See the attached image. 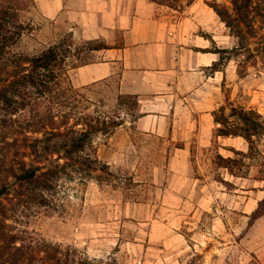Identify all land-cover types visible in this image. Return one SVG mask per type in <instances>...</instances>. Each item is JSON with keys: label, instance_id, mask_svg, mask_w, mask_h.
<instances>
[{"label": "rangeland", "instance_id": "rangeland-1", "mask_svg": "<svg viewBox=\"0 0 264 264\" xmlns=\"http://www.w3.org/2000/svg\"><path fill=\"white\" fill-rule=\"evenodd\" d=\"M153 1L171 10L174 23L193 2L213 10L214 1L231 6L230 0ZM20 15L28 28L0 55V89L24 68L6 59L32 56L57 37L63 44L58 52L72 56L63 69L89 60L81 55L88 40L39 15L31 1ZM212 32L208 28L204 35ZM228 34L226 26L219 40L230 50L238 39ZM248 43L239 56L223 52L234 57L240 81L229 101L231 86L225 89V103L216 112L221 120L239 119L230 103L257 106L264 117V51L257 49L264 43V24ZM110 86L75 87L63 75L50 97L38 100L40 93L28 89L22 98L13 91L9 99L0 97V264H264V215L251 216L264 196V180L256 178L259 159L246 158L243 177L216 163L218 153L235 156L231 148L248 151L246 139L218 136L221 124H199L185 105L171 115V125L147 133L131 123L142 109L136 98L117 100ZM49 105L58 121L69 117L77 129L92 127L81 154L96 157L97 168H87L82 158L68 162L58 153H32L30 144L44 139L49 128L34 130L29 122ZM254 142L264 149V136ZM31 164L42 165L39 176L24 179L20 174ZM51 166L52 174H41Z\"/></svg>", "mask_w": 264, "mask_h": 264}, {"label": "crops", "instance_id": "crops-1", "mask_svg": "<svg viewBox=\"0 0 264 264\" xmlns=\"http://www.w3.org/2000/svg\"><path fill=\"white\" fill-rule=\"evenodd\" d=\"M31 2L39 15L67 25L69 35L88 40L81 55L87 53L89 60L67 67L72 84L88 88L109 82L117 100L136 98L139 107L146 109H140L131 123L147 133L171 125V115L183 105L199 124L216 123L228 86L231 93L226 100L234 98L240 81L238 65L233 56L223 59L217 51L225 47L219 37L226 25L205 3H191L188 15L174 23L171 10L153 0ZM208 28L214 31L211 36L204 35ZM58 43L59 37L43 49ZM70 58L69 54L66 61ZM245 108L261 111L257 106Z\"/></svg>", "mask_w": 264, "mask_h": 264}, {"label": "trees", "instance_id": "trees-1", "mask_svg": "<svg viewBox=\"0 0 264 264\" xmlns=\"http://www.w3.org/2000/svg\"><path fill=\"white\" fill-rule=\"evenodd\" d=\"M27 1L31 0H0V55L8 54L10 50L6 51L5 48L15 44L28 28L20 15V10L23 9ZM230 2L231 6L220 5L216 1L209 3L230 29V34L238 39V44L230 50L228 48L217 50L221 52L223 59L227 58L223 52L231 51L232 55L239 56L245 47L250 49L249 40L257 36V27L262 28L264 24V0H230ZM62 45L60 43L51 45L32 56L21 54L13 59H6L5 63L11 62L16 67L20 65L24 68L20 72H15L8 85L0 89V97L9 99L7 93L13 91L14 94H18L19 98H22L20 95L23 91L25 92V89L40 93V96H37L38 100L41 97H50L58 82L62 80L63 75H67L66 67L63 69L61 64L65 66L68 55L58 52ZM260 45L257 49L262 48L264 51V43ZM32 88L35 91H32ZM38 100L33 101L32 99V102L38 106ZM20 104L25 107L30 102H20ZM232 115L238 116L239 119L231 122L224 116V119L221 120L217 113L215 114L216 123L221 124L217 127L216 134L218 136L241 135L249 143V149L244 151L231 148L235 152V156H224L218 153L216 163L225 167L230 174L243 177L246 176L242 173L243 169L249 167L246 158L259 159L261 176L256 178L264 180V149H260L254 142L256 138L264 136V117L254 108L246 109L236 106L232 107ZM35 116L38 117L37 120L33 118L29 122V127L38 128L36 130L49 129L45 131L46 137L44 139H36L30 144L32 153L37 156L38 154L58 153L59 158L63 157L68 162L79 161L82 158L84 160L81 162H85L87 168H97V165L94 164L97 160L96 157L90 156L89 153L85 154L87 156L81 154L90 141L92 127L77 129L76 126L79 123L70 122L69 117L58 121L57 115L50 105L42 114L39 111L36 112ZM117 124L119 122L115 123V125ZM68 162L65 164L57 163L56 165L64 167L69 164ZM41 169L42 165L31 164L25 168L20 176L24 179H35L39 176L38 171ZM54 171L55 169L51 166L42 170L41 174H52ZM262 215H264V196L258 201V206L251 213L254 220Z\"/></svg>", "mask_w": 264, "mask_h": 264}]
</instances>
